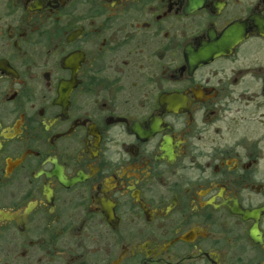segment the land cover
<instances>
[{
    "label": "flooded vegetation",
    "instance_id": "obj_1",
    "mask_svg": "<svg viewBox=\"0 0 264 264\" xmlns=\"http://www.w3.org/2000/svg\"><path fill=\"white\" fill-rule=\"evenodd\" d=\"M0 264H264V0H0Z\"/></svg>",
    "mask_w": 264,
    "mask_h": 264
}]
</instances>
